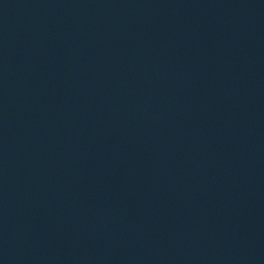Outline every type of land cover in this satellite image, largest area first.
Segmentation results:
<instances>
[{"label":"water","instance_id":"water-1","mask_svg":"<svg viewBox=\"0 0 264 264\" xmlns=\"http://www.w3.org/2000/svg\"><path fill=\"white\" fill-rule=\"evenodd\" d=\"M0 264H264V0H0Z\"/></svg>","mask_w":264,"mask_h":264}]
</instances>
